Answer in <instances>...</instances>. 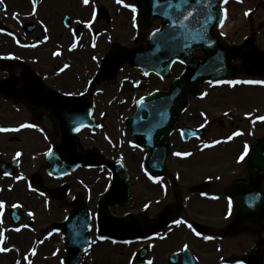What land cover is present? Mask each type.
<instances>
[{
	"label": "rangeland",
	"instance_id": "374dc122",
	"mask_svg": "<svg viewBox=\"0 0 264 264\" xmlns=\"http://www.w3.org/2000/svg\"><path fill=\"white\" fill-rule=\"evenodd\" d=\"M9 6V11H19L21 14H28L30 10L29 4H31V0H5ZM69 1H72L73 4H78V0H46L45 4L42 5V11L43 14L46 16V20L50 22L51 17L52 20L57 19L60 23V18L64 14H68V10L65 11L64 7L68 6ZM103 4H110V6L113 8L114 13L112 14V23L113 27L108 30V34H111V36L114 38V45L111 46L112 48L115 45H131L129 43H135L136 40L133 35V31L131 28L135 29L136 33H139V30L137 31V20L132 18L131 13L128 11V8H124L125 5H134L136 8H138V4L135 0H100ZM52 2V4H50ZM99 2V0H97ZM256 2H261V0H241L238 1V3L230 2L227 5L228 11H229V32H227V40L229 42H235L239 43L243 40L245 36L250 35L251 33L257 34V40H258V47L262 50H264V31H261L259 29V25L256 24L254 27H251V23L249 20L245 17V13L250 11V7L247 4H256ZM238 4H241L238 5ZM54 7L56 10V16L54 19ZM248 10V11H247ZM48 12V13H47ZM57 12L59 13V16L57 15ZM259 16L262 17L260 20L264 21V9L259 7ZM28 19V17H27ZM101 26L97 27V29H101L106 26L105 22L101 21ZM61 25V24H60ZM159 22H155L154 27H158ZM114 32V33H113ZM113 33V34H112ZM69 37V36H68ZM70 38H68V41ZM110 46H108L106 49H98L95 52L90 51L89 60L88 62L93 67V72L89 73L90 77L94 75V72L97 68L94 64L90 61V56L92 54L99 55L101 58L103 56V52L111 49ZM11 51H15L16 49H9ZM6 52L5 50H3ZM2 52V51H1ZM99 60V59H97ZM58 65V64H57ZM95 66V67H94ZM58 68V66H54V70ZM127 69L124 70L122 74L118 77V80L114 83H101L97 87V91L94 97L95 104H96V121L98 124H100L99 127H97L95 130H92L93 134L98 135L99 143L104 144V146L101 148L104 149V151L107 149L108 151L111 149L110 145L105 143L103 141L102 136L108 137L110 139V142H112V145H115L114 147L116 149L121 148V153H119V156L123 158V160L126 162V165L129 168V173L131 175V184L133 183L134 186V198L135 201L141 200L143 197L147 196V183L143 180L145 178L144 174L141 173L142 181L137 180L140 177L139 173V167L134 166L133 164V157L137 156L136 153L141 155V152L139 150H132L130 147V141L127 134H125V122L128 117H130L134 113L135 108V101L137 98L140 97L142 94L143 89H140L137 91L134 95V100L132 103H125L122 105L114 104L112 105V108H117V112L114 110V115L111 114V108H107L108 106L102 104L103 100L101 98L103 96H106V99L112 97L114 95V92L116 90V87L118 86V83H121L119 80L122 78H126L130 72L131 69L126 67ZM43 70H49L51 71L52 66H43ZM183 67L180 65H177L174 67L172 74L170 77L166 79H158L151 76L150 79H148L146 82L150 84V87L147 89V91L151 90H161V89H168L169 84L171 80L175 77H178L181 72L183 71ZM74 70L68 71L66 74H63L62 76L58 77L55 82H60V80H63V78L69 77V74H73V79L77 82L75 86L68 87V86H60L58 89L65 90V92H80V90H83V85L80 86L81 81L83 80V74L78 73V77L74 74ZM76 73V72H75ZM136 76H140V74L134 75L132 74V79L134 80ZM79 82V83H78ZM229 82H236V83H229ZM252 82H262V83H252ZM57 84V83H54ZM59 85V84H57ZM61 87H63L61 89ZM202 93L207 94V97L205 99L203 98H196L190 96L189 98V105L194 104L195 101H198L197 99H201L202 102L200 105H197L198 108L203 109V113L205 114H211L215 117H219L220 119L217 121V123L213 126L216 128V137L219 136L220 140H222V146L219 147L218 150H216V164L219 165V171L216 174L222 175V185L228 186L230 182H232L235 178L245 177L247 176L246 171H244V168L241 165H235V157L239 154L241 151V148L243 146H248L251 143H253L255 140L261 138L264 136V120L260 119V117H264V78H252L249 76H246L244 74L236 75V79L226 78V80H221L214 83H208L204 85L202 89ZM104 98V97H103ZM199 102V101H198ZM230 111V112H229ZM116 112V113H115ZM238 129L243 136L241 138H231V132ZM234 134H238L237 132ZM227 139L229 142L226 143ZM11 140V139H10ZM83 140V139H82ZM224 140V141H223ZM84 144L87 146H93L98 147L95 142H88L86 143L85 140H83ZM2 144H0L1 147ZM20 147V143L16 141H12L9 145V148L11 150L17 149ZM109 155V154H108ZM116 156V155H115ZM140 160V156L138 158ZM210 160V158H208ZM181 162H174L169 161V165L172 170H176L177 168L181 167L183 163ZM189 164H186L185 167H187ZM241 167V171L239 172V169ZM233 173H236V175H233ZM91 174V176H90ZM138 174V175H135ZM90 179L87 178L84 174H79L78 177H82L86 180H88V183H90V189L91 191H87V196L90 197L91 203H92V209L94 208V204H97V199L100 196V194L103 192V188L105 185V179L103 178L102 174H100V171L93 172L91 171L89 173ZM99 176L103 178V182L100 187L96 188L95 183H97ZM136 176V177H135ZM92 177V178H91ZM190 177V176H188ZM185 180L189 181L190 179L185 177ZM193 180V177L191 178ZM190 182V181H189ZM77 189L81 190L77 185ZM139 190V192H138ZM27 198L23 196V200L27 201L28 193L26 191ZM10 202L13 200H17V197L10 198ZM144 201H142L143 203ZM27 203V202H26ZM129 208V207H128ZM127 207L123 209H116L119 214L124 213L127 209ZM61 213L62 218V212L61 209L58 207ZM45 215H47L45 213ZM2 225H8V217L5 216V222ZM3 226H0V230L3 229ZM5 227V226H4ZM6 228V227H5ZM243 242L242 236H237L235 241L233 242L234 250L238 251L240 250L239 245H241ZM10 247V246H9ZM53 247L49 249V253L52 251ZM13 250V249H12ZM26 250V249H23ZM103 251L105 254L106 252H109L110 255H116L118 252L117 248L111 247L108 244L105 245H99L97 248L94 249L93 255H95V261L96 264H107L106 262H102L100 257H98L99 253ZM131 249H124V263H127L128 254L130 253ZM239 253V252H237ZM13 254L11 253L8 255L0 254V264H23L22 259L13 260ZM61 256V254H60ZM54 264V263H47L44 260L39 259L37 263L34 264Z\"/></svg>",
	"mask_w": 264,
	"mask_h": 264
},
{
	"label": "water",
	"instance_id": "95a60500",
	"mask_svg": "<svg viewBox=\"0 0 264 264\" xmlns=\"http://www.w3.org/2000/svg\"><path fill=\"white\" fill-rule=\"evenodd\" d=\"M145 1L150 5V7H152V5L154 4L153 5V9H154V7H157V4H160L159 1L165 2L167 0H145ZM220 1L221 0H216V4H219ZM173 3L174 4H181V2L179 0H175V1H173ZM215 13H216V19H217L216 20V26H217L218 22L220 20V13L217 9H216ZM151 15H152L151 10H149V12H143V17L147 18L146 20H150ZM167 26H168V24H167ZM165 27H166V25H165ZM165 30L166 29H164L163 32H165ZM207 36L208 37H216V76H219L222 74L232 73V71H234V68L232 66V61L236 58H243V60L245 61V63L248 66V69H247L248 72L253 73V74H263L264 73V56L259 54L253 46H250L249 49L247 50L249 43L244 47H235L232 49L229 47H226L224 44L219 42V35L217 34V32H215V27L210 29V33ZM204 42H207V40L204 39ZM251 42H253V41H251ZM197 43H199V42H197ZM201 48H203L206 51V57L203 60H197L194 57V50L189 51L191 53V55H193L192 58L194 61L204 62L210 58L213 59L214 52L212 50H208L204 47H201ZM140 51H142L141 48L132 49V50H120V51L116 52L111 57L116 56L118 58L117 62L115 63V66H116L119 62H122L123 59H127V57L135 56L136 58H141V55H137V53ZM187 55H189V54L187 53ZM109 62H110V59H108L105 62V67L102 70L100 78L106 79L108 77L107 73H109V70L107 68V64ZM117 69H118V67H115L112 69V71L115 72ZM111 77L114 78L115 74ZM202 81L203 80L201 78H196V79L191 80L189 82H187L186 79H184L183 81L174 83L172 93L175 92L178 88H181V90H182V93L178 98L176 96H173V98L175 99L174 106H173L174 108L172 111L174 116L180 111V109L184 105V100H183L184 96L190 90H193V92H197L198 87ZM156 97L162 98V95H156ZM55 115H56V112H54V117H55ZM141 118H144V119L147 118L146 113H142ZM140 121L145 122V120H140ZM131 123H132V121H131ZM174 124H175V117L173 118L170 125L164 131H160L158 133V135L155 139V142H154V144L157 147L162 146L164 149H166V145L161 143L160 140L163 139L172 130ZM144 146L147 147V145H145V144H144ZM251 166H252L253 170L255 172L259 173V175L261 177L264 176V139L260 140L255 145V147L253 149ZM127 178L128 177H125V179H123L119 183V184H122L120 189L123 190V194H124L123 197L124 198L127 196V193H129V188H128V186L125 185V180ZM247 186H248L247 190L244 188V186H239L238 192L244 193L248 190H251L254 195H256L257 192L262 193L263 198H262L261 202L257 205L256 209L252 210L251 212L254 215L264 214V192L261 189L260 180L257 182L249 183ZM111 197H112V194L109 196V201L112 200ZM240 203H241V208L244 209L243 199L240 200ZM81 213L84 214V212H81ZM128 218H131V217H128ZM125 221H126V219L124 221H122L124 223V225H125ZM129 235L133 236V233L131 232V233H129ZM86 237H87V235L85 236V238Z\"/></svg>",
	"mask_w": 264,
	"mask_h": 264
},
{
	"label": "snow or ice",
	"instance_id": "6c2138e0",
	"mask_svg": "<svg viewBox=\"0 0 264 264\" xmlns=\"http://www.w3.org/2000/svg\"><path fill=\"white\" fill-rule=\"evenodd\" d=\"M84 2L87 3L88 0H84ZM185 2H187V0H185ZM2 4H3V0H0V5H2ZM133 11H135L134 6H133ZM229 83H236V82H229ZM252 83H262V82H252ZM260 119L264 120V117H260ZM177 155H180V154L177 153ZM13 207H15V205H13ZM0 208H3V203H2V202H0ZM30 215H31V214H30ZM0 216H2V213H0ZM0 222H2V221H0ZM176 223L179 224L180 221H176ZM18 230H19V229H17V231H18ZM0 235H2V234H0ZM197 235H199V233H197Z\"/></svg>",
	"mask_w": 264,
	"mask_h": 264
},
{
	"label": "bare ground",
	"instance_id": "6f19581e",
	"mask_svg": "<svg viewBox=\"0 0 264 264\" xmlns=\"http://www.w3.org/2000/svg\"><path fill=\"white\" fill-rule=\"evenodd\" d=\"M226 25H227V26H226ZM226 25H225V30L228 29L229 26H230L231 24L229 25V23H227ZM38 33H39L38 30H36L34 34L37 35ZM25 235H27V234H25ZM24 237H25V236L23 235L21 238H24ZM112 261H113V260H112ZM122 261L124 262V260H122ZM116 263L119 264V262H118L117 260H116Z\"/></svg>",
	"mask_w": 264,
	"mask_h": 264
}]
</instances>
